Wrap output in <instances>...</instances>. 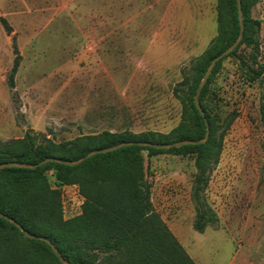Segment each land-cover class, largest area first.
Returning a JSON list of instances; mask_svg holds the SVG:
<instances>
[{
	"label": "rangeland",
	"instance_id": "obj_1",
	"mask_svg": "<svg viewBox=\"0 0 264 264\" xmlns=\"http://www.w3.org/2000/svg\"><path fill=\"white\" fill-rule=\"evenodd\" d=\"M253 14L264 63V0ZM217 32V0H0V140L27 131L57 142L103 130L168 132L182 114L173 88ZM14 36L22 59L12 88ZM239 53L254 65L251 48ZM215 88L231 120L206 191L218 223L194 228L191 155L145 153L152 201L197 264H264L261 84L228 57Z\"/></svg>",
	"mask_w": 264,
	"mask_h": 264
},
{
	"label": "trees",
	"instance_id": "obj_2",
	"mask_svg": "<svg viewBox=\"0 0 264 264\" xmlns=\"http://www.w3.org/2000/svg\"><path fill=\"white\" fill-rule=\"evenodd\" d=\"M259 1L241 0L244 38L234 51L217 63L200 94L210 124V136L205 143L170 149L128 145L97 153L78 165L50 161L35 169L3 168L0 170V211L15 218L29 232L48 237L72 264H197L154 207L151 183L146 178L145 153L149 156L161 153L193 156L197 170L191 193L196 207L194 228L203 232L207 226L218 223L219 216L208 204L206 191L211 173L221 159L231 120L223 119L218 111L216 79L228 57L240 61L246 79L260 81V114L264 127V63L256 56L261 20L253 14ZM1 21L11 33L13 27L8 20L2 18ZM217 22V35L202 54L192 59L190 68L184 70L183 80L173 88L182 104V114L180 122L170 131L103 130L60 142L55 137H40L27 131L22 137L0 140V164L13 160L38 163L47 157L76 160L94 149L124 141L170 143L203 138L207 126L196 106L195 95L212 59L239 35L237 0H217ZM243 45L252 49L250 58L254 65L240 55ZM14 52L9 74L12 88L16 85L22 59L16 36ZM50 170L56 185L79 184L85 196L82 214L64 219L61 194L51 187L47 174ZM0 264L62 263L46 241L25 236L14 223L0 216Z\"/></svg>",
	"mask_w": 264,
	"mask_h": 264
},
{
	"label": "water",
	"instance_id": "obj_3",
	"mask_svg": "<svg viewBox=\"0 0 264 264\" xmlns=\"http://www.w3.org/2000/svg\"><path fill=\"white\" fill-rule=\"evenodd\" d=\"M237 2H238V10H239V18H240L239 35H238V37L234 43H232L227 49H225L224 51H222L220 54L216 55L212 59V61L210 62L203 78L201 79V81L198 85L197 91H196V95H195L196 106H197L198 110L200 111L201 115L204 116L205 121H206V126H207V132L203 138L197 139V140H195V139H184L181 141L170 142V143H158V142L149 141V140L124 141V142L115 144V145L110 146V147L94 149V150L90 151L89 153H87L85 156H83L79 159H76V160L61 159V158H57V157H47L38 163H28V162H24V161L13 160V161L1 163L0 164V170L3 168H7V167H23V168L35 169V168H38V167H40V166H42V165H44L50 161H57V162L64 163L67 165H78V164L84 162L89 157H91L97 153L110 152V151H113V150H116L118 148L128 146V145H139V146H147V147H153V148H159V149H170L173 147H180V146H183L186 144L205 143L210 136V124H209L208 119L205 116V110L201 105L200 94H201L204 86L208 82L211 74L213 73L217 63L221 59H223L224 57L228 56L232 51H234L240 45V43L242 42V40L244 38V16H243L242 2H241V0H237ZM0 216L9 220L10 222L14 223L17 227L20 228V230L24 233L25 236H27L29 238L40 239V240L46 241L52 247V249L54 250L56 255L59 257L62 264H72L62 255L59 248L48 237L40 236V235L29 232L15 218L9 216L8 214H6L2 211H0Z\"/></svg>",
	"mask_w": 264,
	"mask_h": 264
},
{
	"label": "built area",
	"instance_id": "obj_4",
	"mask_svg": "<svg viewBox=\"0 0 264 264\" xmlns=\"http://www.w3.org/2000/svg\"><path fill=\"white\" fill-rule=\"evenodd\" d=\"M61 194L62 214L64 219H72L83 212L85 196L78 183L56 185Z\"/></svg>",
	"mask_w": 264,
	"mask_h": 264
}]
</instances>
